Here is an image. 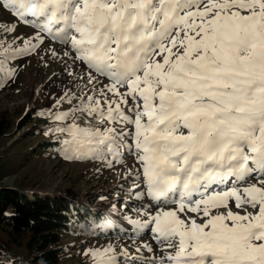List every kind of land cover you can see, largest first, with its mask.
I'll return each instance as SVG.
<instances>
[{
  "label": "snow or ice",
  "instance_id": "1",
  "mask_svg": "<svg viewBox=\"0 0 264 264\" xmlns=\"http://www.w3.org/2000/svg\"><path fill=\"white\" fill-rule=\"evenodd\" d=\"M0 10L34 29L0 41V80L46 41L84 67L88 92L64 93L57 105L80 100L69 111L39 113L58 122L45 134H65L66 160L135 157L129 174L146 189L136 195L157 207L131 222L164 253L147 264H264V0H0ZM76 113L105 126L82 127ZM83 254L129 255L111 244Z\"/></svg>",
  "mask_w": 264,
  "mask_h": 264
},
{
  "label": "rangeland",
  "instance_id": "2",
  "mask_svg": "<svg viewBox=\"0 0 264 264\" xmlns=\"http://www.w3.org/2000/svg\"><path fill=\"white\" fill-rule=\"evenodd\" d=\"M7 12H0V25L18 24L15 17H8L10 12ZM18 26L14 33H0V41L11 43L17 37L27 39L34 34L33 28L22 23ZM22 44V40L16 41V46ZM52 49H55L59 56L54 57ZM64 51V47L58 42L46 41L30 55L12 61V67L16 69L13 79L6 82L0 80V84H3L0 86V119H6L12 125L11 129L0 137V189L6 187L15 190L31 202L37 199L63 198L80 204L86 198L108 199H100V205L97 207L105 212L116 227L106 225L101 232L97 230L98 233L67 237L68 252L62 264H87L90 258L83 254L86 250L107 247L109 244L116 248L117 254L127 250V257L118 255L119 264H147L153 257L162 256L164 253L148 229H141L137 234L136 225L131 222L146 220L148 217L143 212L155 211L157 207L147 196L141 199L136 195L146 189L141 181L129 174L130 169L135 172L138 167L135 157L124 151L123 161L114 162L112 167H108L106 160H66L61 152L45 156L39 151L43 140L50 138L57 142L65 138V134L61 133L46 135L45 133L58 122L39 113L69 111L75 108L80 100L74 99L71 104L63 101L57 105L64 93L71 90L77 97H81L88 92V89L83 87L84 82L77 79V76L84 74V67L78 62L73 64L64 56ZM69 71L73 74L69 75ZM103 82L108 83L107 80ZM28 114H31L33 121L26 123L25 127H20L21 121ZM75 115L76 123L82 127L105 126L95 119L81 117L79 113ZM44 121L45 128L41 129L37 137H32L29 133L35 132L36 126ZM72 122L71 118L67 121ZM26 156H29V160L24 161ZM255 182L254 179L251 181ZM229 206L234 212L240 211L234 204ZM247 210L253 211L251 208ZM216 211L224 210H214V213ZM188 215L196 216L194 213ZM197 222L203 221L198 219ZM0 239L7 244L8 254H11L12 258H27L29 236L26 233L4 228L0 231ZM144 245L151 246L153 251H147ZM89 264H92V261Z\"/></svg>",
  "mask_w": 264,
  "mask_h": 264
},
{
  "label": "trees",
  "instance_id": "3",
  "mask_svg": "<svg viewBox=\"0 0 264 264\" xmlns=\"http://www.w3.org/2000/svg\"><path fill=\"white\" fill-rule=\"evenodd\" d=\"M0 12L2 13V10ZM8 14V17H13L10 13ZM18 24L21 25V23ZM32 121L31 114H28L21 121L20 127H25L26 123L29 124ZM45 123L46 121L38 124L34 129L35 132L29 134L37 137L41 129L45 128L43 127ZM11 126L6 119H0V137L9 131ZM59 142L50 138L43 140L39 145L40 153L45 156H53L54 152L59 153L62 147ZM35 156L36 154L33 155ZM24 158V161L29 160V156ZM100 199L86 198L80 204L63 198L37 199L31 202L15 190L2 187L0 189V231L4 228L22 231L29 236V241L27 258H12L11 254H8L7 244L0 239V264H62L68 252L67 237L79 234L89 235L91 232L98 233L97 230L101 232L106 225L111 228L116 227L105 212L97 207L100 205ZM116 199L123 200V198ZM121 214L122 212L119 215ZM90 262L91 260L87 264Z\"/></svg>",
  "mask_w": 264,
  "mask_h": 264
},
{
  "label": "bare ground",
  "instance_id": "4",
  "mask_svg": "<svg viewBox=\"0 0 264 264\" xmlns=\"http://www.w3.org/2000/svg\"><path fill=\"white\" fill-rule=\"evenodd\" d=\"M8 182V181H7ZM7 184H9V183H7Z\"/></svg>",
  "mask_w": 264,
  "mask_h": 264
},
{
  "label": "clouds",
  "instance_id": "5",
  "mask_svg": "<svg viewBox=\"0 0 264 264\" xmlns=\"http://www.w3.org/2000/svg\"><path fill=\"white\" fill-rule=\"evenodd\" d=\"M25 197V196H24Z\"/></svg>",
  "mask_w": 264,
  "mask_h": 264
}]
</instances>
